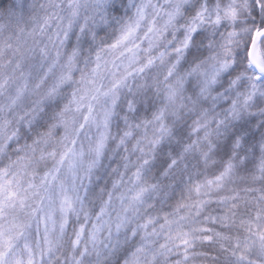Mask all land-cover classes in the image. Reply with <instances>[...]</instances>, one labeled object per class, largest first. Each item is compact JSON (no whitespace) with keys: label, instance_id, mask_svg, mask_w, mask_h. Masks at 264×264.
Instances as JSON below:
<instances>
[{"label":"clouds","instance_id":"1","mask_svg":"<svg viewBox=\"0 0 264 264\" xmlns=\"http://www.w3.org/2000/svg\"><path fill=\"white\" fill-rule=\"evenodd\" d=\"M0 264H264V0H0Z\"/></svg>","mask_w":264,"mask_h":264}]
</instances>
